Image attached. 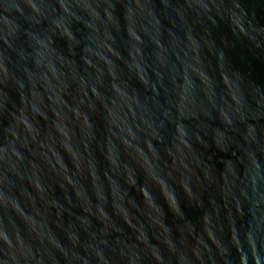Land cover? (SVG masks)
I'll return each instance as SVG.
<instances>
[{
    "label": "water",
    "instance_id": "1",
    "mask_svg": "<svg viewBox=\"0 0 264 264\" xmlns=\"http://www.w3.org/2000/svg\"><path fill=\"white\" fill-rule=\"evenodd\" d=\"M0 264H264V0H0Z\"/></svg>",
    "mask_w": 264,
    "mask_h": 264
},
{
    "label": "clouds",
    "instance_id": "2",
    "mask_svg": "<svg viewBox=\"0 0 264 264\" xmlns=\"http://www.w3.org/2000/svg\"><path fill=\"white\" fill-rule=\"evenodd\" d=\"M160 179H161V182H165V177H164L163 171H161V173H160Z\"/></svg>",
    "mask_w": 264,
    "mask_h": 264
}]
</instances>
